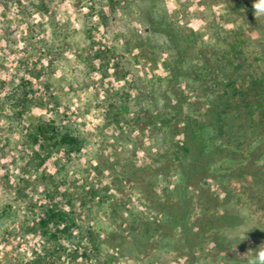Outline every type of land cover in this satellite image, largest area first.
Returning a JSON list of instances; mask_svg holds the SVG:
<instances>
[{
  "label": "rangeland",
  "instance_id": "1",
  "mask_svg": "<svg viewBox=\"0 0 264 264\" xmlns=\"http://www.w3.org/2000/svg\"><path fill=\"white\" fill-rule=\"evenodd\" d=\"M152 1L0 0V264H264V239L205 231L213 208L201 206L203 196L220 201L224 188L241 209L249 201L247 174L226 176L224 187L202 180L192 190L198 251L186 255L168 232L165 242L144 238L136 258L117 255L137 226L156 223L144 208L149 202L130 191L138 183L131 178L143 177L133 175L136 167H152L158 139L172 133L163 94L173 56L143 18ZM253 3L161 0L153 13L166 11L185 32L201 33L208 51L224 50L235 29L256 39L264 28ZM200 50L184 66L192 98L222 87L204 70ZM39 125L73 135L77 145L50 150L45 139L35 140ZM178 182L172 174L169 188ZM246 209L261 216L253 205ZM56 211L65 217H50Z\"/></svg>",
  "mask_w": 264,
  "mask_h": 264
},
{
  "label": "trees",
  "instance_id": "2",
  "mask_svg": "<svg viewBox=\"0 0 264 264\" xmlns=\"http://www.w3.org/2000/svg\"><path fill=\"white\" fill-rule=\"evenodd\" d=\"M160 6L161 0H153L143 18L154 31L166 38V49L173 56L172 61L166 63L170 79L163 94L168 102L165 106L174 115L170 124L172 133L165 139H158L157 150L151 154L156 159L149 157L154 163L152 167H136L138 172H133V175L136 177L142 173L143 177L139 180L131 178L132 182L138 183L130 190L138 200L149 202L144 208L157 220L152 229L137 226L127 235L129 239H124L125 247L119 248L117 255L134 258L144 238L158 237L165 242L167 237H171L168 232L176 234L174 240L184 243L186 255L198 251V234L193 233L195 197L192 192L200 188L202 180H212L224 187L230 183L226 176L241 174L248 176L249 185L245 188L248 203L240 209L224 188L220 201L206 193L200 204L211 205L213 212L205 217L208 226L205 231L240 230L248 238L263 240L264 221L260 220L264 217V28L255 34L256 39L235 29L224 50L208 51L201 33L194 30L185 32L169 20L166 11L153 13ZM137 37L141 39L139 35ZM199 49L206 67L204 70L222 87L219 89L221 92L215 95L207 93L192 98L186 89L191 86V78L185 73L184 66L189 53H196ZM212 58L216 63L212 64ZM37 128L35 140L45 139L50 150L64 152L67 147L71 146L72 150V146L77 145L73 135L59 134L57 127L39 125ZM156 163H162L161 167H156ZM172 174L179 178L174 189L169 188L172 186L169 183ZM166 186L169 192L155 191L156 187ZM249 205L254 206L256 215H261L259 218L246 209ZM121 211L130 212L127 207H121ZM61 215L57 212L50 217H65ZM48 224L45 220L40 222L43 230ZM65 229H55L52 237ZM126 245L133 249V255Z\"/></svg>",
  "mask_w": 264,
  "mask_h": 264
},
{
  "label": "clouds",
  "instance_id": "3",
  "mask_svg": "<svg viewBox=\"0 0 264 264\" xmlns=\"http://www.w3.org/2000/svg\"><path fill=\"white\" fill-rule=\"evenodd\" d=\"M170 7H175V5ZM253 8L256 14H264V0H254ZM261 260L264 261V254L261 255Z\"/></svg>",
  "mask_w": 264,
  "mask_h": 264
}]
</instances>
